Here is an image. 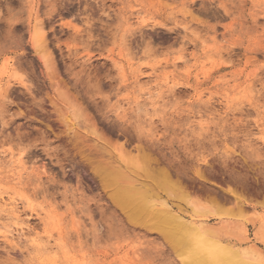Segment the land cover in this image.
Listing matches in <instances>:
<instances>
[{"label":"rangeland","instance_id":"1","mask_svg":"<svg viewBox=\"0 0 264 264\" xmlns=\"http://www.w3.org/2000/svg\"><path fill=\"white\" fill-rule=\"evenodd\" d=\"M217 2L228 15L208 20L190 0H0V153L23 151L25 167L17 179L10 157L0 161V227L16 235L0 228V264H181L106 196L92 170L104 144L113 158L147 154L189 204L241 206L208 224L264 253V112L229 111L264 79V2ZM58 90L78 100L98 137L80 128L78 145L71 139L51 105ZM26 225L33 232L18 237Z\"/></svg>","mask_w":264,"mask_h":264},{"label":"bare ground","instance_id":"2","mask_svg":"<svg viewBox=\"0 0 264 264\" xmlns=\"http://www.w3.org/2000/svg\"><path fill=\"white\" fill-rule=\"evenodd\" d=\"M35 26L34 28L32 26L31 44L32 46L34 45L33 47L37 53L42 56L40 58H43L45 66L49 67V62L51 63L52 59L50 57V60L48 54L46 55L47 52L43 44L45 40L43 41L42 36L40 37V32ZM55 93L57 97L51 98V102L54 100L51 105H54L57 115L61 118L60 121H62L61 124L63 125L61 126L66 132L72 133L73 137L71 136V139L74 138L73 140H76V143L78 142V137L75 134L78 133L80 135L81 131L77 132L80 128L81 130L84 128L83 131L86 133L89 134L90 132L94 137H98L94 122L89 117L88 120L91 123L88 120H84L85 115H83L84 113L78 100H74V97L72 98L71 96V98L68 97L63 91L59 92L58 90ZM59 101H62L61 104L63 105H59ZM82 120L84 123L81 122ZM95 139L93 140L95 141ZM104 145L102 152L106 151L104 153H106L108 158L106 159V156L103 160L101 158L94 164L92 170L94 169L99 185L107 194L106 196L129 223L139 225L157 234L175 254L176 258L179 259L181 264H264V253L262 251H259L253 245L247 248L238 246V243H236L238 245H235L221 235V229H214L208 224L209 216L215 217V219L223 216H240L243 212L241 206L238 205L236 209H232L230 207H221L222 205H217V203L210 206L189 204L188 197L185 194L187 189L183 190L185 186L183 187L180 182L176 181L178 179L174 180L171 178L172 175H169L168 171L163 168L164 166L153 167V165H150V158L147 154L142 152L144 155L142 154L143 156L139 159L140 157H136L139 153L135 158L130 155V157L124 156L122 153L119 155L120 153H118V156L113 158L114 154L109 153L106 145ZM108 148L111 147L109 146ZM7 157H10L7 164L13 172V176L21 179L23 176L22 171H25L24 162L21 161L23 158L20 156L19 159L14 160L11 154L0 153V161H5ZM174 199L183 201L187 205L186 210L188 213L185 212L181 205L173 203ZM0 200L4 201L3 198H0ZM7 204L11 205V209L14 212L11 218L18 219L17 207L13 202H8ZM173 206H176L177 210ZM0 228L4 229L6 237L12 238L16 236L13 235L12 229L9 230L4 226ZM14 232L19 237V235L28 232L32 233L33 230L26 225L15 229ZM244 237L241 236L242 239ZM34 239H37L39 245L40 238L35 237Z\"/></svg>","mask_w":264,"mask_h":264},{"label":"snow or ice","instance_id":"3","mask_svg":"<svg viewBox=\"0 0 264 264\" xmlns=\"http://www.w3.org/2000/svg\"><path fill=\"white\" fill-rule=\"evenodd\" d=\"M262 2H264V0H262ZM80 7L83 9L84 5L81 4ZM190 7L192 8H199L201 10V14L203 15L204 12L208 13L207 19L211 20L212 19V13L215 12L217 16H227L228 13L223 11V9L226 8V5L222 2H217V0H211V2H209V0H190ZM220 10V11H217ZM75 8L73 7L71 9V12H74ZM71 12L69 13V15L71 14ZM205 23L206 22H202ZM207 26V25H206ZM77 31H79V29H77ZM224 49H221V51H223ZM100 72L103 74L102 75V79L103 78H109L111 79V76L107 73H105L104 69H100ZM262 77H264V73H261ZM259 89V98L257 99V93H256V89ZM247 106L248 108H252L253 106H256L260 109V111L264 112V79H262L259 83L256 84V87L254 89H252L250 92H245L244 95L242 96V98L240 100H238L236 103L230 105L229 107V111H239L241 108H243L244 106ZM251 115V113H250ZM23 151L21 152V156H23ZM41 175H46V173H41ZM33 183L39 184L40 181L39 180H33ZM233 195H235V193H233ZM38 198V197H36ZM22 199H27L26 197H22ZM28 204L31 206V200H28ZM60 228L59 226L56 227H52V232L55 233L57 231H59ZM39 235V234H38ZM45 235H48V233L46 232ZM53 237H49V239H52ZM32 244L34 246H38V242L37 239H33ZM51 264H56L55 261H52Z\"/></svg>","mask_w":264,"mask_h":264}]
</instances>
